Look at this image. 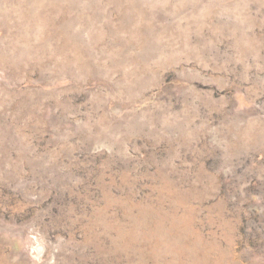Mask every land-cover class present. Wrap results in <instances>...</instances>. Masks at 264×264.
<instances>
[{"label":"rangeland","instance_id":"rangeland-1","mask_svg":"<svg viewBox=\"0 0 264 264\" xmlns=\"http://www.w3.org/2000/svg\"><path fill=\"white\" fill-rule=\"evenodd\" d=\"M0 264H264V0H0Z\"/></svg>","mask_w":264,"mask_h":264}]
</instances>
